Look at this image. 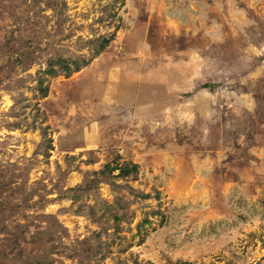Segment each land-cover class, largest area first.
Listing matches in <instances>:
<instances>
[{
	"label": "rangeland",
	"instance_id": "374dc122",
	"mask_svg": "<svg viewBox=\"0 0 264 264\" xmlns=\"http://www.w3.org/2000/svg\"><path fill=\"white\" fill-rule=\"evenodd\" d=\"M4 202L49 264H264V0H0Z\"/></svg>",
	"mask_w": 264,
	"mask_h": 264
},
{
	"label": "trees",
	"instance_id": "16d2710c",
	"mask_svg": "<svg viewBox=\"0 0 264 264\" xmlns=\"http://www.w3.org/2000/svg\"><path fill=\"white\" fill-rule=\"evenodd\" d=\"M65 4V3H63ZM66 5V4H65ZM56 7L53 9L55 10ZM107 43V39H104L100 43V45L97 47L95 51V57L105 48V45ZM83 63H75L74 67L69 63L68 59L63 57H57L52 58L49 63V68L42 71L43 74H50L55 75L57 72V67L60 66V69L64 71V73L69 76L74 71H79L83 67L87 66L89 64V60L84 59L82 61ZM40 83V89L43 92L44 95H46L48 88L43 87L41 84L45 83V78L40 77L39 78ZM137 163H133L132 161H126L123 165L118 167L120 169V173L123 175L129 174L131 171L136 170L138 168ZM109 171L111 172L113 169L108 167ZM6 203H0V214H4V212L7 210ZM18 209V208H17ZM16 209V210H17ZM20 223V222H19ZM21 231L18 232H8L5 233V237L7 242H3L0 245H4V248L0 251V264H49L47 262L48 258L51 256L49 255V252H47L45 246H44V238L43 236L39 235H33L30 237V244L26 245V237L25 235L28 234V231L25 230L23 225L20 223ZM3 231L4 229H0ZM5 232V231H3ZM10 234V235H9ZM4 237V238H5ZM12 237V238H11ZM36 239V240H35ZM40 240V243H37ZM11 242L10 244H7ZM32 247H29V246Z\"/></svg>",
	"mask_w": 264,
	"mask_h": 264
},
{
	"label": "crops",
	"instance_id": "0c3cea01",
	"mask_svg": "<svg viewBox=\"0 0 264 264\" xmlns=\"http://www.w3.org/2000/svg\"><path fill=\"white\" fill-rule=\"evenodd\" d=\"M128 75V77H133V75H136V72H135V70L134 71H131L130 72V74H127ZM145 78L149 81L150 79H149V77H147V75H145ZM152 82L150 81L149 83H147V84H151ZM155 83H157V82H154V84ZM116 84V83H115ZM119 85L117 86V90L116 91H114V96H116L115 98H116V100H117V96H119L121 93H124V91L123 90H121V87H122V84H124V83H118ZM127 84H129V83H126V85ZM140 85L141 83H130V85L131 86H133L135 89L137 88V85ZM153 84V83H152ZM159 85H162V83H158ZM130 86V87H131ZM128 89V88H127ZM133 94L132 95H134V96H132V97H130V100L128 101V103H129V105H137V107H133L132 108V106H131V108L132 109H134V112L136 113V114H138L139 112H140V110H142L140 107H139V103H140V98H139V94L138 93H135V92H132ZM118 101V100H117ZM128 103H126V104H128ZM131 108L129 107V109L131 110ZM133 112V111H132Z\"/></svg>",
	"mask_w": 264,
	"mask_h": 264
}]
</instances>
